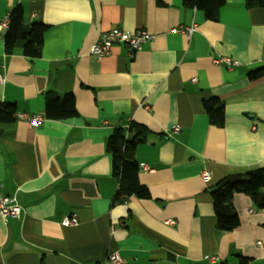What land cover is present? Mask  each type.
<instances>
[{
  "label": "crops",
  "instance_id": "obj_1",
  "mask_svg": "<svg viewBox=\"0 0 264 264\" xmlns=\"http://www.w3.org/2000/svg\"><path fill=\"white\" fill-rule=\"evenodd\" d=\"M15 10L48 29L34 59L21 48L7 55L0 31V103L16 108L0 122V197L23 208L0 217V264H111V254L121 264H264V208L235 195L240 224L221 231L210 193L264 169V8L226 0L216 23L183 0H0V24ZM112 29L154 39L89 54ZM220 57L238 65H215ZM66 93L78 116L45 119L47 97ZM211 99L224 104L222 127L205 113ZM132 124L148 131L134 154L151 168L138 178L150 198L122 201L107 141L117 128L132 140ZM72 214L78 224L63 226Z\"/></svg>",
  "mask_w": 264,
  "mask_h": 264
},
{
  "label": "trees",
  "instance_id": "obj_2",
  "mask_svg": "<svg viewBox=\"0 0 264 264\" xmlns=\"http://www.w3.org/2000/svg\"><path fill=\"white\" fill-rule=\"evenodd\" d=\"M183 4L203 11L208 21L217 23L220 18V9L224 7L226 0H183ZM245 4L247 8H264V0H245ZM9 19V27L4 37L6 54L12 55L16 49L21 48L27 58L39 57L48 26L40 22L26 25L22 13L17 10L11 13ZM14 107L13 104L0 103V122L7 123L15 120L16 108ZM44 107L45 119L48 120L63 121L78 116L73 94L47 97ZM204 108L211 125L222 127L225 121L224 104L219 100L211 99L204 102ZM129 129L134 133L132 140L128 138L126 130L117 128L107 141V149L113 158L114 176L119 183L117 197L122 201L131 196L148 199L150 192L138 179L140 167L134 154L138 145L146 142L148 131L136 124H132ZM210 193L217 217L216 227L221 231H233L240 224L231 201L235 195L240 193L248 195L263 210L264 169H256L236 177L227 176L211 188Z\"/></svg>",
  "mask_w": 264,
  "mask_h": 264
},
{
  "label": "built area",
  "instance_id": "obj_3",
  "mask_svg": "<svg viewBox=\"0 0 264 264\" xmlns=\"http://www.w3.org/2000/svg\"><path fill=\"white\" fill-rule=\"evenodd\" d=\"M11 14H8L5 18H3L1 24H0V31L7 29L9 27ZM194 31V26L191 25V27L184 29L182 32L188 33V35H192V32ZM154 39V35L148 33L145 30H141L129 33L124 32L120 29H112L107 32H104L100 35L99 40L91 47L90 53L91 55L97 56L99 58L110 56L113 50V47L119 44H125L129 46V48L133 51H140L143 49V46L145 43L150 42ZM212 62L215 65L218 66H227L229 68H232L234 66H237L238 63L236 61H232L231 58L228 57H220L212 60ZM4 65L1 66V70L4 69ZM0 70V83L3 84L5 82V77ZM19 120H23L25 122L30 123L32 126L38 127L43 121L44 117H41L40 115H30V114H18L17 116ZM179 127L177 125L171 126V130L173 132H178ZM144 171H151V168L148 166H145V164H142L140 166ZM210 173L204 172L203 179L205 181H208L210 179ZM23 208L16 202V200L12 197H0V217L3 220H8L9 218H20L23 213ZM78 217L76 214H72L70 218H66L65 220H62L63 226H75L78 224ZM173 224L174 222H170ZM107 261L111 264H121L122 258L119 257L118 254H111L109 257H107ZM211 262H216V257H208L207 258Z\"/></svg>",
  "mask_w": 264,
  "mask_h": 264
}]
</instances>
